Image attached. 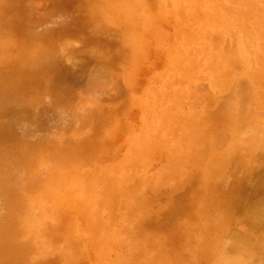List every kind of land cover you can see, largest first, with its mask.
<instances>
[{"label": "rangeland", "instance_id": "rangeland-1", "mask_svg": "<svg viewBox=\"0 0 264 264\" xmlns=\"http://www.w3.org/2000/svg\"><path fill=\"white\" fill-rule=\"evenodd\" d=\"M0 86L30 94L0 100V130L38 112L0 146V264L239 257L264 194V0H0Z\"/></svg>", "mask_w": 264, "mask_h": 264}, {"label": "bare ground", "instance_id": "bare-ground-1", "mask_svg": "<svg viewBox=\"0 0 264 264\" xmlns=\"http://www.w3.org/2000/svg\"><path fill=\"white\" fill-rule=\"evenodd\" d=\"M51 58H52V56H51ZM49 59H50V57H49ZM52 59H51V61H52ZM51 61H50L49 65H46V66H48V69L52 68V62ZM42 64L40 63V64H38V66L40 67ZM47 72H48V70L46 72H41L40 73L38 71V68H37L35 74L33 75V81H37V80L38 81L39 80L42 81V79H44V76L42 75V73L46 74ZM50 72H51V70L49 71V73ZM90 72H91V69L89 68V70L86 71V75L88 73H90ZM44 81H45V79H44ZM48 83H49V80H48ZM63 83H65V82H63ZM83 83L84 82H82V84ZM57 90L59 91V87L53 88L52 93L58 92ZM23 91L26 92L27 95H30L27 92L26 88L13 90L11 88L8 89V88L0 86V100L5 101V102H12V103L15 102L16 104H13L12 106L14 107L13 110L17 111V109H16V107H18L17 103L19 101H21L22 103L25 102L23 100L24 98H22L23 96L21 95V93H23ZM46 91H49V90H46ZM37 114H38L37 111H33L32 113H28V114L20 112V114L18 116L15 115V116H17L16 117L17 120H16V123L12 126V128H6V129H3V130H0V146L6 144L10 140H13L14 141V143H13L14 147L18 145L14 149H18V147L20 146V143H19L18 140L17 141L14 140L12 138V136H14L15 134L24 133L25 131L24 132H18L17 128L19 126H21V128H25L26 125L31 123L36 118ZM261 142L264 143V139H262ZM31 143H34V142H31ZM263 143H261V144L264 146ZM34 146H33V148H34ZM36 146L38 147V145H36ZM39 147H40V149H42V144ZM10 153H14V151H10ZM5 155L8 156V154L5 153V151H3L0 148V166H1V163H2ZM242 182H243V184L246 187L247 186V181H242ZM261 185H264V180L262 181ZM246 199H247V197H246ZM249 199H251V198L249 197ZM236 201L238 202L239 207H242V205L245 204L244 199H242L241 197L239 199H237ZM248 201L249 200H247V203H248L247 204V206H248L247 207V211L249 210L251 213L246 214L248 218L245 217L246 215L245 216L243 215V218H240V220L244 224V225H242L243 228H242V230L240 232H236L232 236V239H235L236 242H237V244L235 246L236 251L239 252L240 254L241 253L244 254L245 255L244 257L247 256V258L242 259V258H244V257H242L243 255L238 254L241 259L239 257L233 259V261L231 260L232 258L231 259L229 258V259L232 261L231 263H233L235 260H236V262L239 261L240 263H242L241 261H247L246 259L249 258L252 261V263H254V264H263L264 263V194L260 195L259 197H256V198L252 199L250 203ZM239 209H241V208H239ZM258 218L260 220H258ZM229 259L227 260V259L224 258L223 262L224 263L225 262L228 263V261L230 262Z\"/></svg>", "mask_w": 264, "mask_h": 264}]
</instances>
